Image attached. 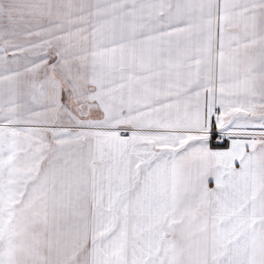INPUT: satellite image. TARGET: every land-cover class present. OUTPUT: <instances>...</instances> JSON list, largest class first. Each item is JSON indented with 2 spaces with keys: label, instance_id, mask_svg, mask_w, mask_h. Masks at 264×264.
<instances>
[{
  "label": "snow or ice",
  "instance_id": "1",
  "mask_svg": "<svg viewBox=\"0 0 264 264\" xmlns=\"http://www.w3.org/2000/svg\"><path fill=\"white\" fill-rule=\"evenodd\" d=\"M0 264H264V0H0Z\"/></svg>",
  "mask_w": 264,
  "mask_h": 264
}]
</instances>
